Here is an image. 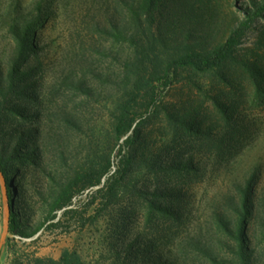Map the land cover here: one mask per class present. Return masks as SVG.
Returning <instances> with one entry per match:
<instances>
[{"label": "rangeland", "instance_id": "1", "mask_svg": "<svg viewBox=\"0 0 264 264\" xmlns=\"http://www.w3.org/2000/svg\"><path fill=\"white\" fill-rule=\"evenodd\" d=\"M131 2L0 0V149L13 145L17 133L33 131V140L21 148L22 153L32 148L31 158L8 165L22 228L31 232L42 227L32 237L8 233L0 264H11L15 252L58 258L64 248L93 264H238L242 214L231 206L240 201L251 177L244 246L252 264H264V97L244 66L251 61L264 67V18H258L221 67L205 73L177 71L162 106L144 119L142 156L122 181L114 203L97 217L99 205H91L83 222L67 217L50 228L45 221L54 195L69 179L120 159L121 141L113 125L133 79L125 66L132 49L115 41L109 30L113 25L132 28ZM246 6L251 7L250 0H175L171 18L157 16L150 31L147 23L145 29L169 43L187 30L195 35L204 31L213 45L224 40ZM37 16L41 22L33 33L34 50L18 67L22 79L10 89L7 73L17 59L12 26ZM218 102L226 103L228 113H222ZM184 112L195 116L199 132L169 114ZM186 163L192 169H176ZM170 191L173 198L163 196ZM91 194L87 189L74 203H87ZM152 203L170 206L174 214L153 212ZM0 204L1 239V181ZM223 215L227 228L219 222Z\"/></svg>", "mask_w": 264, "mask_h": 264}, {"label": "trees", "instance_id": "2", "mask_svg": "<svg viewBox=\"0 0 264 264\" xmlns=\"http://www.w3.org/2000/svg\"><path fill=\"white\" fill-rule=\"evenodd\" d=\"M174 1L132 0L128 7L132 28L127 30L126 27L113 25L109 30V34L115 41L126 43L132 49V54L127 57L125 66L128 77L133 79L117 105L113 125L115 137L118 142L121 141L118 149L120 159L118 164L108 159L104 165H100L97 169L77 173L63 184L54 195L50 212L45 219L46 222H50V228H58L62 220L67 217L83 222V214H86L87 209L94 204L99 205L96 213L97 217L105 208L114 203L122 181L138 161L137 158L142 156L140 151H142L141 141L144 119L151 113L158 111L162 106L164 93L174 82L177 71L191 69L205 73L221 67L233 58L236 46L253 28L258 18H264V0H250L251 7L246 6L243 8V17L238 20L223 41L208 45V35L204 31L195 35L191 30H187L182 38L169 43L154 33H148L145 26L147 23L150 31L157 16L162 21L171 18ZM31 20L21 26L14 24L11 29L17 41V59L15 61L16 67H12L7 73V79L11 82L10 89L15 84L16 79H22L23 74L18 67L26 60L27 55L34 50L32 37L36 26L41 22V16ZM244 66L249 70L254 80L256 92L259 96L264 97V67L251 61L245 63ZM2 76V73H0V86ZM217 104L219 108H223L222 113H228L226 103L218 102ZM169 114L179 122L189 123L187 125L189 131L199 132V125L194 123L195 116L188 117L185 112ZM0 136L2 135L0 134ZM32 138L33 131H21L15 136L13 145L9 143L2 150L0 149V169L6 179L11 203L9 233L20 237H32L42 227L40 226L31 232H27L22 228L20 219L14 211L13 186L10 182L12 173L9 170L10 165H8V162L13 159L19 162L29 160L32 148L24 153L21 152V148L26 146V141H32ZM176 169L187 171L192 167L186 163ZM253 186L254 178L251 177L247 180L245 189L240 193V201L236 203V206H231V210L242 214L238 221V233L236 235L239 242V250L235 252L238 264H252V254L244 246L247 239L244 233V220L250 214ZM87 189L92 192L89 196L90 200L87 203L81 201L74 203V198L83 194ZM173 192L164 193L163 196L173 198L175 196ZM153 195L156 197L158 193H153ZM150 208L153 212L159 211L167 215L174 214L170 206L161 207L152 203ZM60 211L61 215L58 216ZM219 222L223 228H227L228 220L226 216L221 217ZM210 252H206L209 257L213 255ZM11 264L93 263L86 262L76 250L64 248L58 258L42 257L35 254L23 256L15 252Z\"/></svg>", "mask_w": 264, "mask_h": 264}, {"label": "water", "instance_id": "3", "mask_svg": "<svg viewBox=\"0 0 264 264\" xmlns=\"http://www.w3.org/2000/svg\"><path fill=\"white\" fill-rule=\"evenodd\" d=\"M0 181L3 187V195H4V202H5V214H4V222H3V231L0 239V250L6 240L7 234L9 233V223H10V213H11V203L9 200L8 190L6 179L3 172L0 169Z\"/></svg>", "mask_w": 264, "mask_h": 264}]
</instances>
